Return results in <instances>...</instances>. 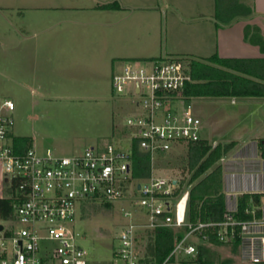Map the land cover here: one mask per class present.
<instances>
[{"label": "rangeland", "instance_id": "rangeland-1", "mask_svg": "<svg viewBox=\"0 0 264 264\" xmlns=\"http://www.w3.org/2000/svg\"><path fill=\"white\" fill-rule=\"evenodd\" d=\"M197 1L206 5L208 0H32L36 7L27 9L18 8L21 0H0V101L10 99L16 105L13 136L29 137L40 152L50 149L60 156L81 154L89 148L102 151L108 145L128 147L133 132L127 121L142 110L129 93L115 92L113 75L133 63L146 67L150 59L141 57L156 55L152 54L156 49L169 53L171 23L190 18L195 10L188 6L194 9ZM134 7H159L160 13ZM35 30L40 36H56L54 65L43 83L31 79L32 63L26 48L32 41L25 40L22 45L19 41L21 36H33ZM154 33L155 46L149 40ZM234 99L236 105L231 97L191 98L167 104L165 109L179 114L191 110L206 118L213 124L209 133L216 136L202 131L201 137L211 143L215 138L238 140L237 124L247 101ZM248 108L252 113L259 110L258 105ZM181 151V146H174L172 152L153 162L156 175L179 180V187L184 178H190L183 171L187 159ZM132 190L137 196V187ZM5 195L0 177V197ZM128 205L87 207L77 233L90 264L120 263L113 247L118 245L117 237L126 222L121 208ZM138 245L142 255L147 247L144 234ZM208 251L213 264H243L231 247ZM187 261L181 256L168 264H197Z\"/></svg>", "mask_w": 264, "mask_h": 264}, {"label": "built area", "instance_id": "built-area-1", "mask_svg": "<svg viewBox=\"0 0 264 264\" xmlns=\"http://www.w3.org/2000/svg\"><path fill=\"white\" fill-rule=\"evenodd\" d=\"M191 80L184 60L165 57L148 61L146 67L133 63L115 72V92L129 93L142 110L127 121L133 132L129 146L89 148L71 156L17 143L19 137L12 133L16 105L10 99L0 101V177L6 193L0 199H14L10 218H0V264H90L77 233L85 201L129 204L121 208L126 222L113 247L119 264H156L144 262L139 252L140 232L146 230H172L177 236L163 264L181 256L195 257L200 248H217L210 243L212 235L222 246L239 241L243 264H264V216L240 220L235 217V202L228 204L221 222L189 223V190L176 196L179 180L156 175V158L202 138V121L191 110L179 114L165 109L186 99L182 91ZM133 139L151 154L153 168L147 179L132 177Z\"/></svg>", "mask_w": 264, "mask_h": 264}, {"label": "trees", "instance_id": "trees-1", "mask_svg": "<svg viewBox=\"0 0 264 264\" xmlns=\"http://www.w3.org/2000/svg\"><path fill=\"white\" fill-rule=\"evenodd\" d=\"M263 45V44H262ZM161 59V58H160ZM167 60H184L187 63L191 81L188 82L182 95L191 98H264V58H228L217 55L211 58H196L192 56H166ZM158 60V59H154ZM153 61V60H152ZM26 149L32 146L29 137H19L16 141ZM131 173L133 179L143 180L152 173L151 154L139 147L137 139H133ZM236 146V143L217 144L216 147L205 138L191 141L187 144V168L183 171L190 174V178L181 181V187L174 195L180 196L189 190L187 207V222H221L227 213L228 199L226 194L224 167L222 159ZM262 150V145L260 144ZM263 155H264V150ZM180 183V182H179ZM264 194L246 192L236 197L237 212L235 217L240 220H252L263 217L262 198ZM13 198L0 199V218L7 220L13 212ZM100 205L107 209L114 204L85 201L80 208L82 219L87 207ZM145 235L147 247L142 252L144 262L163 264L173 251L177 236L172 230L141 231ZM211 244L222 247V243L212 235ZM239 241L232 246L238 252ZM175 259L170 260V262ZM189 263L213 264L211 253L204 248L199 249L195 257L188 258Z\"/></svg>", "mask_w": 264, "mask_h": 264}, {"label": "crops", "instance_id": "crops-1", "mask_svg": "<svg viewBox=\"0 0 264 264\" xmlns=\"http://www.w3.org/2000/svg\"><path fill=\"white\" fill-rule=\"evenodd\" d=\"M21 1L23 2L18 6L19 9L36 7L31 3L32 0ZM134 8H139L142 11L155 10L156 13H160L159 7H156V9L154 7ZM188 8L195 10L190 18L183 17L177 22L174 20L171 23V47L169 53H167L168 55L164 51L165 55H162L161 50L156 49L155 52L159 53L153 52L152 54L156 55L144 56L141 59L152 61L160 59V56L161 58L166 56L211 58L215 55L223 59L264 58V0H208L206 5L197 1L194 9L191 5ZM145 21L148 22V20ZM46 31L48 32V29ZM55 37L40 36V33L35 30L33 36H21L19 39L20 45L25 40L32 41L29 49L26 48V52L29 53L32 63L31 79L33 82L43 83L48 78L49 69H52L54 65L53 58L55 54L52 48L56 41ZM149 40L155 46L157 41L155 33L149 36ZM242 53L245 55H239ZM151 58L153 59L151 60ZM233 100L235 99L232 98ZM243 100L247 102L243 104V112L240 114L239 125L237 124V128H239L237 137L239 139L223 141L215 138L211 143L210 139L205 138L211 144L236 143V146L221 161L224 167L229 205L236 202L238 195L246 192L264 194V155L262 151L264 150V98H247ZM256 100L263 102L255 104L251 102ZM232 101V105H236V102L233 103ZM253 105H258L259 108L255 113L250 112L248 108ZM260 111L262 112L259 113ZM198 118L202 121V131L206 132L209 137L216 136L214 135L216 133H209V128L212 129L213 124L206 118ZM256 122L257 124H255ZM229 136L233 135L229 134L226 137L230 138ZM220 138L225 137L220 136ZM260 144L263 146L262 150ZM181 150L186 156L187 146H182ZM229 156L231 157L228 158ZM262 204L264 215V197L262 198Z\"/></svg>", "mask_w": 264, "mask_h": 264}, {"label": "water", "instance_id": "water-1", "mask_svg": "<svg viewBox=\"0 0 264 264\" xmlns=\"http://www.w3.org/2000/svg\"><path fill=\"white\" fill-rule=\"evenodd\" d=\"M139 188H140V186H139Z\"/></svg>", "mask_w": 264, "mask_h": 264}]
</instances>
